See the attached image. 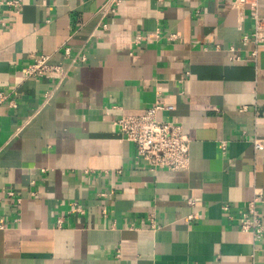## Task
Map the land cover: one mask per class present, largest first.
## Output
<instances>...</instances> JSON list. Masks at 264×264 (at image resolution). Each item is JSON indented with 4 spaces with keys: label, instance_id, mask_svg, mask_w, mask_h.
Returning a JSON list of instances; mask_svg holds the SVG:
<instances>
[{
    "label": "crops",
    "instance_id": "obj_1",
    "mask_svg": "<svg viewBox=\"0 0 264 264\" xmlns=\"http://www.w3.org/2000/svg\"><path fill=\"white\" fill-rule=\"evenodd\" d=\"M107 1L0 12V264H264V237L238 225L256 191L264 221V46L253 58L241 42L248 9L121 0L102 18ZM37 55L62 73L25 78ZM157 102L190 140L186 171L150 172L115 134Z\"/></svg>",
    "mask_w": 264,
    "mask_h": 264
},
{
    "label": "built area",
    "instance_id": "obj_2",
    "mask_svg": "<svg viewBox=\"0 0 264 264\" xmlns=\"http://www.w3.org/2000/svg\"><path fill=\"white\" fill-rule=\"evenodd\" d=\"M121 0H108L99 10L101 17L106 18L115 14L116 7ZM23 0H0V12L7 8L12 13H18L23 7ZM232 8L238 13L239 18H245L244 10L248 9V17L252 20L253 27L248 35L242 37L243 44H252L251 57H256L258 48L264 46V15L260 14L258 0H233ZM0 25H4L0 18ZM102 29L106 25L102 24ZM137 40L140 38L137 37ZM70 50L65 47L63 55L68 57ZM56 72L62 73L61 68L50 65V57L37 55L32 63L24 71L25 78L40 79L45 75ZM7 95L0 92V106L7 102ZM14 106L11 101L8 103ZM166 109L165 106L157 102L153 104L145 113L138 116H120L112 124L115 134L122 141L130 143L134 147L136 164L143 165L150 172L186 171L189 165L190 140L184 134L179 124L161 120L158 115ZM171 109V107H167ZM255 148H259L258 142H253ZM224 147V143L220 144ZM12 196V193H8ZM260 194L253 193L251 200L246 204L239 214L238 225L241 232L250 233L253 241L258 242L264 237V221L261 220L257 211V204L260 202ZM227 211V207H223ZM81 212V210H77ZM188 220L191 217L187 218ZM149 226L156 230L158 225L153 219H149Z\"/></svg>",
    "mask_w": 264,
    "mask_h": 264
}]
</instances>
